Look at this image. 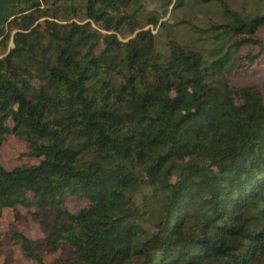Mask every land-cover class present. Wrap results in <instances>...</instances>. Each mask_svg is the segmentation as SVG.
<instances>
[{"label":"trees","instance_id":"trees-1","mask_svg":"<svg viewBox=\"0 0 264 264\" xmlns=\"http://www.w3.org/2000/svg\"><path fill=\"white\" fill-rule=\"evenodd\" d=\"M200 6L219 21L170 23ZM261 6L0 0V157L13 138L35 161L0 164V264L11 247L32 264H264V83H229L264 54ZM145 188L164 196L150 230Z\"/></svg>","mask_w":264,"mask_h":264},{"label":"rangeland","instance_id":"rangeland-1","mask_svg":"<svg viewBox=\"0 0 264 264\" xmlns=\"http://www.w3.org/2000/svg\"><path fill=\"white\" fill-rule=\"evenodd\" d=\"M230 2L232 8L236 10H242V7H245L246 11L247 12L251 11V13L257 11V8L261 6V3H258L256 0H230ZM263 5L264 4H262V6ZM263 10L264 8L262 9V11ZM168 16L169 13L167 14L166 17L160 18L161 21H165L168 18ZM181 20L189 21L190 23L195 24L198 27H204L211 20L219 21V13L217 10L213 8H208L204 6L196 7L193 10L178 9L177 11H174L172 13L170 23L172 25H175L176 23H179V21ZM169 31L171 32V35L182 44L191 45L195 41V37L187 31L186 24H182V26H172V28ZM154 32H156V30H154ZM257 38L264 40V30L260 31L257 34ZM166 41L167 38H165L164 36L159 37V42H158L159 48H163V45ZM11 46L12 45L9 44L8 48H10ZM7 51L8 49L5 50L0 46V58L3 57ZM249 51L250 48L242 49V54H246ZM250 82L256 83L260 87L264 83V54L255 63L249 65L248 68L236 72L229 79V83L233 86L247 84ZM26 153H27V149L21 141L10 138L5 141L1 149L0 164L2 165L3 168L7 170L20 167L23 165L35 164V161L25 156ZM144 193L151 195L150 196L151 201L149 202L147 215L144 221L142 222V226H144L145 229L150 230L151 229L150 226H152L157 219V215L158 212L160 211V207L162 205V200L164 196L162 193H157L155 195H152V191L149 188H145ZM136 199L137 201H140V196L138 195ZM68 200L69 201L67 204V208L72 213H77L81 208H83L86 205V203L80 199L71 200L70 198H68ZM19 212L23 217L17 224V228L19 232L23 233L27 238L34 241L41 239L43 235L40 232L37 224L32 222L29 218L25 217L26 210L20 208ZM12 221H13L12 212L9 210H5L2 219L0 221V233L7 231L9 224ZM10 250L13 252L16 264H32L31 261H27L26 259H24L21 250L18 247H11ZM56 257L57 255L48 256L45 258V262L51 263L52 261L55 260Z\"/></svg>","mask_w":264,"mask_h":264}]
</instances>
